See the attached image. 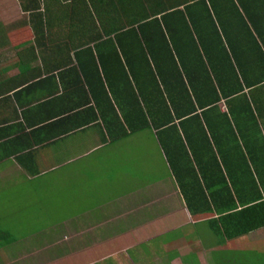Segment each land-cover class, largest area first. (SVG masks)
<instances>
[{"label":"crops","instance_id":"1","mask_svg":"<svg viewBox=\"0 0 264 264\" xmlns=\"http://www.w3.org/2000/svg\"><path fill=\"white\" fill-rule=\"evenodd\" d=\"M231 1L233 7L228 9L223 8L222 0L212 1L218 22L199 27V36L194 34L191 22L180 27L191 37L173 56L175 66L165 54L162 60L152 57L150 49L143 46L131 55L130 70L123 63V56L113 54L117 49V30H138L136 21L141 16L153 15L157 0H0V188L21 182L31 187L35 181H48V174H53V181L60 180L62 187L61 182L69 178L70 171L80 177L88 175L89 182L94 183L95 179L90 180L92 169L82 173L81 167L87 163L100 168L107 148L132 139L141 143L144 133L155 138L161 151L160 140L169 142L170 138L161 134L163 129L149 128L152 122L148 110L167 106L174 118L170 101L179 95L166 97V90L171 88L179 94L188 91L196 108L194 115L198 116L187 128L173 120L178 131L173 132L176 146L169 154L173 161L185 162L187 157L184 166L192 171L190 180L199 181L203 187L200 168L209 173L211 190H223L224 195L230 192L237 210L238 198L249 200L255 192L237 194L234 190H241L245 180L238 183L236 174L251 173L256 191L261 194L254 173L255 169H264V83L243 87L253 122L240 118L229 119V125L226 121L217 122L222 120L217 115L226 112V102L221 99L210 111L207 106L197 107L192 93V87L203 92L215 77L218 81L226 79L228 62L237 77L243 75L250 80L263 74L260 54L247 47H253L252 41L259 45L255 29L264 35V0ZM169 24L171 28L181 25L178 18H172ZM176 72H180L183 84ZM98 79L113 106L114 113L109 105L107 111L114 126L103 122L92 99L91 91L101 87ZM107 83L114 86L119 100H115ZM253 99L263 109L258 118ZM126 116L131 117L133 126L140 128L135 133L125 125ZM207 123H220L221 132L216 133L211 126L215 131L211 134ZM183 130L189 140L184 138ZM204 133L211 147L206 143L202 150ZM253 152H261L260 157ZM162 154L165 156L164 151ZM246 182L252 190L250 181ZM114 193L108 198L110 201L97 206L101 213L97 209L90 214L85 211L63 223L66 230L79 232L75 234L78 241L88 237L100 239L96 253L101 257L93 264H124V254L132 264H230L232 259L239 261L235 264L264 263L257 256L264 254V227L218 244L205 222L192 218L172 172L152 182H133ZM224 199L218 197L217 201L223 203ZM200 225L207 228L201 234L197 233ZM118 238L126 240L123 249L113 247ZM130 242L135 243L131 249Z\"/></svg>","mask_w":264,"mask_h":264},{"label":"trees","instance_id":"2","mask_svg":"<svg viewBox=\"0 0 264 264\" xmlns=\"http://www.w3.org/2000/svg\"><path fill=\"white\" fill-rule=\"evenodd\" d=\"M117 2L120 0H116ZM213 0H157L156 7L157 8L153 11V15L150 18H146L141 16L139 21H136L135 24H138V30H127V31H120L117 30L116 33V43L117 49L113 51V54L116 56L121 55L124 57V62L126 67L130 70H133V63L130 62L131 55L135 50H140L141 47L144 46L145 49H150L149 55L154 57L162 58L165 56L172 59L173 66H175V62H173V56L178 55L179 46L183 47L185 45V39L191 37L190 33L187 30L180 28L183 24L190 23L192 25V29L194 34H198L199 27L206 26L208 23L212 25V22L217 20L218 16L216 15L215 9L213 8ZM223 1V8L233 7L231 0H222ZM131 5V4H130ZM179 8H182V11H179ZM218 8V7H217ZM234 9V8H233ZM125 11V7L123 8ZM218 11V10H217ZM234 11V10H233ZM213 19H212V17ZM247 22H250L248 15H244ZM159 17V18H158ZM172 18H178V23L181 24L179 28H171L169 21ZM239 18V19H238ZM236 19L241 21L239 15L236 14ZM234 19V21L236 20ZM233 21V20H232ZM195 23V25L193 24ZM201 24V25H200ZM203 25V26H202ZM213 29V28H212ZM213 33L215 30H212ZM256 35L258 36V43L252 41L253 47H247L249 50H255L260 54L262 62H264V56L262 51H264V35H261L259 32L256 31ZM148 33V36L147 34ZM187 34V37H186ZM216 35V33H215ZM255 35V36H256ZM208 37L209 34H208ZM248 37H250L248 35ZM127 40L126 43H123L122 40ZM258 45V46H257ZM220 46L219 44L217 45ZM221 47V46H220ZM219 47V49H221ZM237 50V49H236ZM239 51V50H237ZM157 63V60H155ZM264 65V63H263ZM163 67V64H162ZM228 70L229 72L226 74V79L223 81H218V78H214V82H208L206 86L203 88V92H199L192 87V93L195 102L197 103V107H210V111L215 109V104L223 99L226 103V112L225 114H218L217 117H221L222 120H218L217 122L226 121L227 125H229L230 120L236 121V118H240L245 122H253L254 116L252 111L250 110L249 101L246 99L245 94H243V87L250 88L255 85H259L264 83V71L262 75L256 76L253 79H248L245 76L241 75L238 76L234 74L232 66L228 62ZM179 75L180 82L183 84L182 78L180 76V72H176ZM169 77V76H168ZM126 81H128V77H124ZM105 81H108L107 76L104 77ZM99 80V79H98ZM171 80V79H170ZM100 82V80H99ZM101 86V82L99 83ZM108 84V83H107ZM119 86V85H118ZM109 90L115 96V100H119L117 94H115V88L108 84ZM119 89V88H118ZM175 91L174 89L169 88L166 90V97L168 96L169 99L174 98L173 95H179L178 99H173L170 101V106L173 110V116L170 114V110L167 106L164 108H149L148 116L150 117V121L152 122L149 125V128L153 130H160L163 129L161 134L169 137V142H165L164 140H160V146L164 151V154L167 159V163L169 168L171 169L172 175L174 176L175 180L178 182L180 186V190L184 199L186 201V207L191 214L192 218H195L197 221H202L203 224L207 225L210 229L212 235L216 239L218 244H223L226 241L236 240L240 237L245 236L247 233L257 230L259 228L264 227V200L261 194L264 195V169H255V179L257 184L260 188L261 194L256 191L257 186L251 177V173L248 171H242L236 174V181L239 183L240 181L245 180L243 183L242 189L236 188L234 191L238 194L251 193L252 191L255 192L254 197L247 200H242L238 198L239 201V210H237V205L233 202V198L231 197L230 192H226L224 195L223 190H211L209 181L207 178L209 177V173L203 172L200 168V175L202 176L203 186L199 183V181H192V171L185 167V162L188 161L186 157L185 162L180 161H173V156L169 155L170 151L173 150L176 146L175 138L173 132L178 133L176 129V125L172 124L174 119L180 121V127L187 128L188 124L191 121L196 122L198 116L194 115V110H196L195 106L192 105V100L189 99L188 91L186 90L184 94H179V92H172ZM92 99L100 112V117L103 122L108 126H114V119L109 118V111L107 105H109L113 111V106L110 103L109 95L106 90H104V86H102L97 91H91ZM257 101H262L257 99ZM264 101V100H263ZM118 105L119 102L115 101ZM254 103V99L252 100ZM106 103V104H104ZM163 103V102H162ZM252 103V104H253ZM104 105V107L102 106ZM257 103L255 102V105ZM107 107V108H106ZM262 107L255 106L256 117H260ZM111 111V112H112ZM114 113V111H113ZM262 117V115H261ZM230 119V120H229ZM124 123L127 126L128 130L131 133H135L138 127L133 126L131 117H125ZM132 121V122H131ZM216 128V133L221 132L223 125L217 123V125H211L207 123V127L211 134L215 133L214 130L211 129ZM182 128V129H183ZM124 131V130H122ZM110 135L112 131L109 132ZM117 133V132H116ZM172 135H171V134ZM177 135V134H176ZM184 138L188 139V134L183 130ZM112 136V135H111ZM113 137V136H112ZM203 142L200 144L202 150H205V144L207 143V147L210 148V144L208 143L209 140L206 137V134L203 135ZM216 138V136H215ZM177 139V138H176ZM217 142L216 139H214ZM214 142V143H215ZM245 145V144H244ZM193 149V147H192ZM245 151L250 154L248 149L244 147ZM261 152L253 155L256 157H260ZM263 153V152H262ZM168 156V157H167ZM196 156V154H195ZM251 154L249 158L251 159ZM183 158V157H182ZM197 161V158L195 157ZM179 163V165H178ZM183 167L186 168L184 171ZM194 175V174H193ZM230 175V174H229ZM235 176V174H234ZM247 176L250 177V180H247ZM197 177V176H195ZM240 179V180H239ZM252 184L247 186V182ZM252 182V183H251ZM207 193V196H206ZM235 193V192H234ZM218 197L224 199L223 203H219L217 201ZM224 197V198H223ZM240 197V195L238 196ZM40 232V231H39ZM36 232L35 234H37ZM16 242V240H12L10 238V234L7 231L0 230V249L10 246ZM258 261H264V254L259 253L257 254ZM239 262L237 259H232L229 263L235 264ZM250 262H246L249 264ZM238 264H243L242 262ZM252 264V263H250ZM257 264H264L259 263Z\"/></svg>","mask_w":264,"mask_h":264},{"label":"rangeland","instance_id":"3","mask_svg":"<svg viewBox=\"0 0 264 264\" xmlns=\"http://www.w3.org/2000/svg\"><path fill=\"white\" fill-rule=\"evenodd\" d=\"M142 136L141 143L132 139V142L125 141L123 145L107 148L106 160L100 168L90 167L87 163L81 167L82 173L92 169L90 180L95 179L94 183L89 182L88 175L87 178L80 177L75 171H70L69 178L62 180V187L60 180L53 181V174H48V181H35L31 187L28 183L21 182L20 185L11 183L10 187L6 184L5 188H0V230L9 232L10 238L16 240L10 246L0 249V264L97 262L101 257L96 253L99 249L97 244H101L100 239L88 237L86 240L79 238L78 241L75 234L79 232L63 228L64 220L79 216L85 211L86 214L96 212L97 206L106 204L108 198L116 194L114 192L133 182H152L165 178L171 172V169H166L169 166L166 165L163 150L160 151L155 138L150 133ZM81 182L88 186L81 187ZM95 215L98 216V213ZM205 229V225H200L197 233L201 234ZM36 232L38 233L35 234ZM116 240L114 248L116 246L123 249L127 246L124 243L126 240ZM128 245L131 249L135 243L130 242ZM121 256L124 264H132L125 254Z\"/></svg>","mask_w":264,"mask_h":264}]
</instances>
